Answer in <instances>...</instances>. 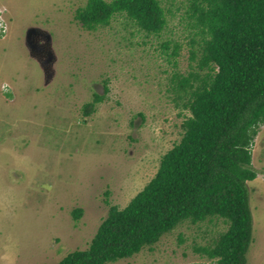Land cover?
Segmentation results:
<instances>
[{"label": "rangeland", "instance_id": "1", "mask_svg": "<svg viewBox=\"0 0 264 264\" xmlns=\"http://www.w3.org/2000/svg\"><path fill=\"white\" fill-rule=\"evenodd\" d=\"M85 1L0 0L7 25L0 37V264L54 263L86 248L108 206L125 205L180 137L188 110L177 78L203 72L187 0H158L166 17L158 34L121 13L84 29L73 15ZM94 92L102 99L84 114ZM251 164L245 264H264V123ZM225 227L218 217L183 221L150 247L105 264H213L195 248L211 245Z\"/></svg>", "mask_w": 264, "mask_h": 264}, {"label": "trees", "instance_id": "2", "mask_svg": "<svg viewBox=\"0 0 264 264\" xmlns=\"http://www.w3.org/2000/svg\"><path fill=\"white\" fill-rule=\"evenodd\" d=\"M116 13L146 34H158L166 23L158 0H86L73 16L92 30ZM186 16L200 37L196 67L203 72L177 78V96H185L182 108L188 110L180 137L125 205L108 206L86 248L41 264H105L150 247L178 223L211 217L226 227L196 251L214 264L246 263L251 240L246 180L257 173L251 145L264 123V0H187ZM176 52L174 46L171 54ZM101 99L94 92L82 112L88 114ZM80 212L73 208L72 217Z\"/></svg>", "mask_w": 264, "mask_h": 264}, {"label": "water", "instance_id": "3", "mask_svg": "<svg viewBox=\"0 0 264 264\" xmlns=\"http://www.w3.org/2000/svg\"><path fill=\"white\" fill-rule=\"evenodd\" d=\"M37 32V29L35 27H32V28H29L27 31H26V44L27 46L30 48V50L32 51L33 48H35V44L32 42V38H31V35L33 33H36Z\"/></svg>", "mask_w": 264, "mask_h": 264}, {"label": "built area", "instance_id": "4", "mask_svg": "<svg viewBox=\"0 0 264 264\" xmlns=\"http://www.w3.org/2000/svg\"><path fill=\"white\" fill-rule=\"evenodd\" d=\"M3 11L4 9L0 8V37H2L7 30L6 20L3 16Z\"/></svg>", "mask_w": 264, "mask_h": 264}, {"label": "clouds", "instance_id": "5", "mask_svg": "<svg viewBox=\"0 0 264 264\" xmlns=\"http://www.w3.org/2000/svg\"><path fill=\"white\" fill-rule=\"evenodd\" d=\"M214 264V263H213Z\"/></svg>", "mask_w": 264, "mask_h": 264}, {"label": "crops", "instance_id": "6", "mask_svg": "<svg viewBox=\"0 0 264 264\" xmlns=\"http://www.w3.org/2000/svg\"><path fill=\"white\" fill-rule=\"evenodd\" d=\"M256 176V175H255Z\"/></svg>", "mask_w": 264, "mask_h": 264}]
</instances>
